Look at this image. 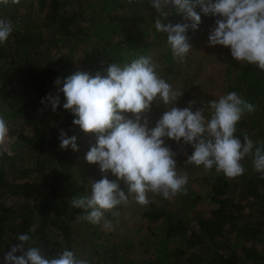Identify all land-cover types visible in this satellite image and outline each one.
<instances>
[{
	"label": "trees",
	"instance_id": "trees-1",
	"mask_svg": "<svg viewBox=\"0 0 264 264\" xmlns=\"http://www.w3.org/2000/svg\"><path fill=\"white\" fill-rule=\"evenodd\" d=\"M196 11L202 22L187 32L192 50L217 19L204 16L199 7ZM157 16L149 0L0 4V18L14 26L0 44V114L9 124L25 119L30 130L19 131L0 152V264L20 234L30 235L31 246L47 258L68 248L89 264H264V178L251 156L241 161V176L228 178L215 168L205 173L203 166H185L192 147L171 140L167 146L177 153V171L188 176L187 195L165 199L149 193L150 203L139 209L129 196L127 205L114 210L119 216L105 212L99 224L82 220L84 211L71 206L73 196L89 194V183L102 178L99 165L86 160L96 138L73 124L74 115L63 109L62 92L56 111L41 100L57 94V78L63 81L77 71L106 75L111 63L122 66L140 55L151 56L157 72L185 91L197 76L193 60H187L189 54L184 60L173 58L167 35L154 27ZM167 20L190 23L175 11ZM216 46L227 61L221 69L222 92L235 91L255 106L237 124L235 135L243 141L247 134L256 146H264V71L234 59L230 48ZM167 107L153 102L144 114L149 128ZM210 112L205 110L206 118ZM61 131L77 137L78 151L61 149ZM120 186L127 193L122 181Z\"/></svg>",
	"mask_w": 264,
	"mask_h": 264
},
{
	"label": "clouds",
	"instance_id": "clouds-1",
	"mask_svg": "<svg viewBox=\"0 0 264 264\" xmlns=\"http://www.w3.org/2000/svg\"><path fill=\"white\" fill-rule=\"evenodd\" d=\"M9 2L19 4L20 0H0L4 5ZM149 3L158 13L154 27L167 35L174 59L184 60L192 50L187 32L197 30L202 22L196 11L199 7L204 16L217 17L209 32V46L230 48L234 59L264 71V0H149ZM173 11L183 14L190 23L168 22ZM13 31L12 21L0 18V44ZM54 84L58 86L57 94H48L41 104L50 103L56 111L62 92L66 100L63 109L74 115L73 124L96 138L86 160L99 165L102 178L89 183V194L71 199L73 208L84 211L80 217L84 221L99 224L105 212L119 216L114 210L127 205L129 196L146 206L150 203L149 193L165 199L187 195L188 176L177 171V153L166 145V139L178 144L183 141L192 147L185 166H203L205 173L215 168L217 173L236 178L245 172L241 161L251 156L254 170L264 178V146H256L247 134L243 141L235 135L237 124L245 114L254 112L255 106L235 91L202 104L194 112V100L188 102V107H176L184 93L157 72V65L147 55L122 66L113 62L106 75L77 71L63 81L57 78ZM153 102L171 107L149 128L144 114L150 111ZM205 107L211 110L207 118ZM125 114H131V118ZM9 139V123L0 114V152L7 151ZM60 140L61 149L71 147L78 151L76 136L68 137L61 131ZM108 172L116 179L110 180ZM121 181L127 193L121 189ZM105 227H111L108 221ZM17 239L19 243L12 245L4 257L5 264H89L68 248L47 258L38 247L31 246L35 241L28 234H20Z\"/></svg>",
	"mask_w": 264,
	"mask_h": 264
},
{
	"label": "rangeland",
	"instance_id": "rangeland-1",
	"mask_svg": "<svg viewBox=\"0 0 264 264\" xmlns=\"http://www.w3.org/2000/svg\"><path fill=\"white\" fill-rule=\"evenodd\" d=\"M208 36L209 35L201 41L200 45L197 46L195 50H192L193 52H189L187 60H193L192 71H195L197 76L191 82L189 88L182 91L184 94L177 101L176 107H188V102L194 100L196 101L195 105L192 106V111L194 112L198 108L202 107V104L207 105L209 101L218 100L221 95H224L222 92L221 69L227 61L224 58V52H222V50H220L217 46H209ZM224 49L225 47L223 46V50ZM198 65L201 67L200 69H196ZM183 78L187 79V75L184 74ZM176 84L179 87L183 86L182 80H177ZM209 109V107H205L206 111ZM9 128L10 139L7 142V149L9 148V143L15 139V136L19 131H23L25 133L30 131L25 119L23 118L10 121ZM168 141L171 142V140L166 139V145H168ZM111 175V172L107 173L108 177ZM130 203L135 209L140 208V204L136 203L135 200Z\"/></svg>",
	"mask_w": 264,
	"mask_h": 264
}]
</instances>
